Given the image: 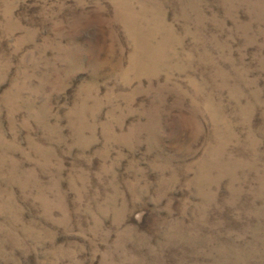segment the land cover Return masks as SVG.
<instances>
[{"label":"rangeland","instance_id":"obj_1","mask_svg":"<svg viewBox=\"0 0 264 264\" xmlns=\"http://www.w3.org/2000/svg\"><path fill=\"white\" fill-rule=\"evenodd\" d=\"M0 264H264V0H0Z\"/></svg>","mask_w":264,"mask_h":264}]
</instances>
